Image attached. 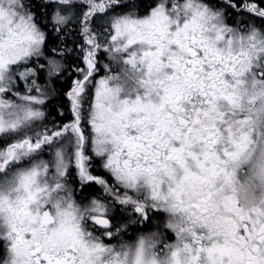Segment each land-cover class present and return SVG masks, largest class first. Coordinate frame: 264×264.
Segmentation results:
<instances>
[{
  "label": "snow or ice",
  "instance_id": "obj_1",
  "mask_svg": "<svg viewBox=\"0 0 264 264\" xmlns=\"http://www.w3.org/2000/svg\"><path fill=\"white\" fill-rule=\"evenodd\" d=\"M0 264H264V0H0Z\"/></svg>",
  "mask_w": 264,
  "mask_h": 264
}]
</instances>
